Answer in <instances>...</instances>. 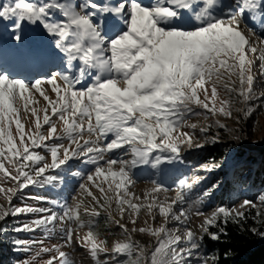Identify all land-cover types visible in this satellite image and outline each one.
Instances as JSON below:
<instances>
[{
	"label": "snow or ice",
	"instance_id": "6c2138e0",
	"mask_svg": "<svg viewBox=\"0 0 264 264\" xmlns=\"http://www.w3.org/2000/svg\"><path fill=\"white\" fill-rule=\"evenodd\" d=\"M0 21L10 22L8 30L16 42L11 48L13 63L10 65L4 60V48L0 44V145L6 146L0 147V172L15 181L20 192L28 187L54 185L61 179V173L67 172L72 177L79 176L81 180L92 182L102 195L104 187L96 184V179L103 176L107 180L110 175L115 180L119 176L116 189L123 191H117L116 211L123 219L127 210L133 225L136 224L135 216L144 207L133 203V194L128 191L133 170L144 166L156 169L179 160L177 138H186L180 143L187 142L189 147L192 146L191 135L179 133V129L190 116L202 114L195 110L196 107L206 109L213 116L219 112L231 117L232 105L241 103L245 107L239 111L247 116L254 110L249 102L264 96V92L257 95L254 86L257 76L253 75L256 71L264 78V47L255 59L249 58L250 53L257 52V46L249 36L256 35L259 43L264 45V35H258L254 27L258 21L264 30V0H80L78 4L76 0H0ZM25 22L39 23L52 38L51 47L60 60L55 72L31 79L21 75L35 70L36 65L49 55L46 51L31 53L23 48L22 26ZM242 23L248 35L241 29ZM257 59L260 62L258 69ZM225 73L228 82L224 87L229 99L223 100L217 109L214 105L218 96L216 84ZM233 75L238 78V86L231 80ZM209 83L210 96L206 87ZM43 85H51L54 100ZM33 92L48 102L51 115L45 110L41 124L37 109L31 108V116L37 117L35 132L26 140L20 109L15 105L24 101V111H28ZM209 100L213 101L211 108L206 102ZM204 115L207 118V113ZM57 122H62L59 132ZM13 123L18 141L11 131ZM44 125L48 127L42 131ZM215 125L226 127L219 120ZM208 127H202L200 131L206 133ZM65 139L67 146L62 143ZM195 146L202 145L197 143ZM35 149L49 153L51 161ZM120 149L125 154L130 153L131 158L109 155ZM74 160L85 166L91 165L92 169L81 174L79 170H73L71 162ZM5 161L15 171L14 175L5 167ZM212 167L215 165L203 166L207 171ZM50 171L56 174H49ZM200 179L195 177L193 182L198 183ZM185 183L186 180L180 181L181 185ZM79 188L88 191L86 183H80ZM0 192L5 189L0 188ZM16 192L17 189H7L9 207L0 206V222L9 216L32 215L33 218L14 219V233L44 229L47 236L55 231V222L59 221L62 233L65 232L63 225H68L66 236L70 244L74 231L71 224L76 223L77 228L86 226L80 220L79 205L73 208L66 202L61 204L44 196H27L21 199H33L37 204L51 206H16L11 204ZM152 192H157V188ZM148 196L146 192L144 198ZM93 199L97 200L96 197ZM258 200L264 204V194H260ZM105 203H109L107 197ZM177 204L180 206L178 213L173 211ZM184 204V197L179 193L171 203L167 198L159 201L152 196L147 210L151 214L153 208H158L165 221L159 227L129 230L127 225L113 220L125 240L114 244L110 256L105 247L106 239L97 242L93 221L87 222L86 236L77 239L81 246L90 248L94 259L97 252L106 254V259L98 260L97 264H207L196 234L186 226L183 235L178 234L180 225L190 219L192 212L191 205L185 208ZM248 205L256 207L249 200L240 207ZM57 207L63 214L55 211ZM196 214L203 215L200 211ZM259 215L261 213L257 212ZM246 218L245 213L236 212L234 206L221 205L205 218L201 228L212 239H219V234L208 233L209 226L216 225L218 219L224 223L229 220L239 223ZM169 220L180 224L168 228ZM4 230L0 228V231ZM137 231L156 237L151 251L133 240L131 233ZM38 243L43 244L42 241L18 238L13 240V250L31 251ZM50 252L57 255L50 257L46 264H72L67 253L56 245L52 248L41 246L40 252L31 259L17 264H34L40 253ZM121 255L126 259L117 258Z\"/></svg>",
	"mask_w": 264,
	"mask_h": 264
},
{
	"label": "rangeland",
	"instance_id": "374dc122",
	"mask_svg": "<svg viewBox=\"0 0 264 264\" xmlns=\"http://www.w3.org/2000/svg\"><path fill=\"white\" fill-rule=\"evenodd\" d=\"M80 0H76L78 4ZM9 23L6 21H0V44L4 48V60L7 64L13 63V55L11 48L14 47L15 41L12 38L13 34L9 29ZM256 28L258 35H264V30L259 26V22L254 26ZM241 29L244 30L245 34L247 33V28H245L244 23L241 24ZM23 31V48L31 53L36 52H48L49 55L46 56L42 62L36 65L35 70L21 73V75L27 76L31 79L33 76H46L48 73L55 72L58 65L60 64L59 58L54 54V49L51 47V37L46 33L43 27L39 24H29L24 23L22 26ZM249 39L256 44L257 52L255 54H249V58L255 59L259 55V50L264 45H261L257 40L256 35L249 36ZM259 60H256V67L258 69ZM224 72V70H221ZM254 76H257L255 81V90L257 95L261 92H264V78L259 77L256 71L253 72ZM232 81H236L238 86V78L233 75L231 76ZM228 82V74L225 73L223 78L217 82V92L218 96L215 98L214 105L217 109L221 106L223 100L229 99V95L224 87V84ZM43 87L49 90V95L51 99H55V94L50 91L51 85H43ZM209 91V96L211 94V84L206 85ZM200 98L203 99V93H200ZM264 101V96H260L259 100H253L249 103L254 106V110L250 115L245 116L243 111H239L245 107L241 103H235L232 105V116L225 117L219 112L215 116L211 112H207L206 109L201 107H196V111L202 113L199 116H190L184 127L179 129V133L187 132L192 137V146L189 147L187 142L180 143L183 139L186 141V138L179 136L177 138V143L179 145V156L180 159L173 163H165L161 167L153 169L151 167H141L133 170L131 174L132 183L128 186V191L133 194L131 199L132 202L138 205H144L135 216L136 224L133 225L129 218L128 212L126 210L124 218L121 219L120 214L116 211V195L117 191L122 192L123 189L117 190L116 184L119 183L120 177H116L115 180L109 175L107 180L103 176L96 179V184H102L104 187V194L93 184L92 182H87L81 180L79 176L72 177L65 173H61V179L57 181L54 185H46L43 188L40 187H28L20 192L18 185L15 181H12L8 177H4V174L0 172V188L5 189V192H0V206H3L5 209L9 207V201L7 200V189L13 188L17 189L16 196L13 197L11 204L20 206L22 204L36 205L40 207H49L48 204H37L36 200L33 199H21V197L27 196H44L50 200L59 201L61 204L67 203L69 206L76 208L79 212L80 220L85 222V227L77 228L76 223H72L71 227L73 228L72 243H67L66 229L67 224L63 225L65 232L60 231L62 225L59 221L55 222V231L45 235L44 229H37L35 232H21L14 233L12 231L14 219L20 220H31L32 215L29 216H20L14 218L9 216L5 221L0 222V228L5 229L0 231V264H17L18 261H24L26 259H31L37 252H40L41 246L52 248L53 245H56L60 248L61 251L67 253L68 258L72 264H97V261H104L106 259V254L103 252H97V257L94 259L90 248L81 246V241L77 237L83 238L89 231L87 227V222L89 220L94 222V231L97 233V242L100 240L107 241L105 247L107 248V255L112 254V248L117 241H124L125 237L121 234V229L116 223H113V220H119L120 223L127 225V228L131 230L133 227L145 228L148 226L159 227L164 224V218L159 215L158 208H153L152 213L150 214L147 210V205L152 202V196H156L157 200L164 201L167 198V202L171 203L173 199L177 197V194H181L184 197L185 204L184 207L187 208L189 205L192 207V212L190 219L184 222L183 225H180V232L178 234L183 235L184 226L190 228L195 234L197 239L200 241L201 236L204 234L202 231L201 225L203 224L206 217L210 216L211 213L216 210L219 206L223 205L228 208L235 207L236 212H245L250 208H254L255 214L257 212L261 215L257 216L261 222H264V204H261L258 200L260 194H264V187L253 190L251 185L252 179H246L244 175L240 179L241 183L238 184L237 189L230 193L228 197L221 195V189L224 185L226 179L232 182L234 180V173L238 170L249 169V171L254 172L258 166V162L261 160V152H264V104L261 103ZM209 103V107H213V101H206ZM20 109V119L21 123L24 125V131L28 136L35 132V123L37 117L31 116V108L35 107L40 119V123H43V115L45 110L48 111V114L51 115V108L48 105V102L36 92H33V99L28 105V111H24V101H20L15 105ZM193 107H195L193 105ZM204 113H207V118H205ZM53 120H56V117H52ZM219 120L220 123L224 124L226 127L220 128L218 125H215V121ZM191 125H195V128H192ZM211 127H208L210 126ZM47 125H44L41 129L44 131L47 129ZM62 127V122H57V131L59 132ZM202 127H208L207 132H201ZM12 134L15 139L18 141L16 134V125H12ZM45 131V135H46ZM174 136H177V133H173ZM111 138V137H109ZM30 143V141H28ZM52 143V141H48ZM62 143L67 146V139L62 141ZM199 143L202 146L196 147L195 145ZM217 145L220 149L223 150L224 156L219 164L207 163L201 160L202 153L209 147ZM244 148V154L240 157L238 154L240 149L237 147ZM0 147L6 148L5 145H0ZM40 152L41 155H44L48 162L51 161L49 153L44 152L41 149H35ZM241 151V150H240ZM109 155L123 156L125 159H130V153L125 154L123 149L117 150L115 153H110ZM73 170H79L81 174L87 173L92 169L91 165H82L79 161H72ZM204 165L213 166L211 171H207L203 168ZM5 167L9 171L15 174V171L11 168V165L5 161ZM116 166H114V170ZM49 174L55 175L54 172H49ZM223 175L222 177H220ZM195 177H200L198 183H194L193 180ZM186 180V183L181 185L180 181ZM248 180V181H247ZM86 183L88 191L82 190L79 188L80 183ZM246 182V183H245ZM111 184V188H109ZM234 184V182H233ZM190 185V187H189ZM157 188V192L153 193L152 189ZM169 189L168 191H163V189ZM91 192V195H89ZM149 193L147 199L144 198L145 193ZM207 192L205 196L203 193ZM93 197H96L97 200H94ZM109 199V203H105V198ZM135 197H140L137 200ZM245 200L252 201L255 203L256 207H251V205L240 207ZM103 205V207H102ZM164 206H167L165 204ZM179 205L173 206V211L179 212ZM127 209V206H125ZM87 209V212L85 211ZM60 214H63L61 208H55ZM200 211L203 215H197L196 212ZM99 213V215H94L92 213ZM111 216V218H110ZM155 216V220H153ZM183 221V217H181ZM218 219L217 221H219ZM147 222V224L145 223ZM180 222L175 220H169L167 223L168 228H176ZM109 230V233H104V231ZM133 240L139 241L145 247L151 251L156 244V237L148 234L147 232L141 233L139 231L131 233ZM23 240H35L42 241L43 244H36L32 247L31 251H14L13 250V240L15 239ZM201 245V244H200ZM200 251L204 253L205 258L207 259V264H210L213 260V257L206 253L205 249L200 246ZM56 252L50 253H40V255L34 261V264H46V261L52 256H56ZM118 259H126L125 256H118Z\"/></svg>",
	"mask_w": 264,
	"mask_h": 264
},
{
	"label": "trees",
	"instance_id": "16d2710c",
	"mask_svg": "<svg viewBox=\"0 0 264 264\" xmlns=\"http://www.w3.org/2000/svg\"><path fill=\"white\" fill-rule=\"evenodd\" d=\"M237 149L241 150L238 152L241 157L244 154V148L238 146ZM261 153V160L254 172L242 169V171L238 170L234 173L232 182L226 179L221 189L223 198L228 197L237 189L238 184L243 183L240 180L242 175L246 179H252L253 190L264 187V152ZM223 156V150L217 145H213L207 148L200 158L203 162L219 164ZM244 213L247 218L241 219L239 223L232 220L224 223L219 220L216 225L208 227V233L219 234V239H212L206 233L201 236V246L206 253L213 257L210 264H264V222H261L256 216L254 208H250ZM220 229H223V232ZM104 233H109V230L106 229Z\"/></svg>",
	"mask_w": 264,
	"mask_h": 264
}]
</instances>
